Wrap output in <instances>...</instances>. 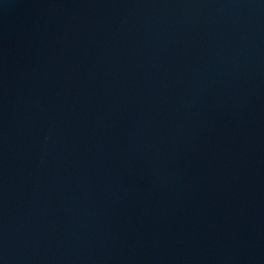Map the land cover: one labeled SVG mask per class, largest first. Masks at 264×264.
Returning <instances> with one entry per match:
<instances>
[{
  "label": "water",
  "instance_id": "water-1",
  "mask_svg": "<svg viewBox=\"0 0 264 264\" xmlns=\"http://www.w3.org/2000/svg\"><path fill=\"white\" fill-rule=\"evenodd\" d=\"M0 264H264V0H0Z\"/></svg>",
  "mask_w": 264,
  "mask_h": 264
}]
</instances>
